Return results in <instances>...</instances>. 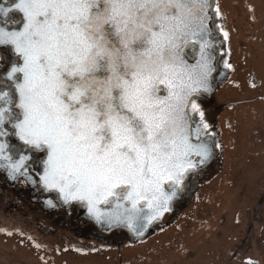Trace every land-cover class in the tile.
I'll use <instances>...</instances> for the list:
<instances>
[{
  "label": "water",
  "instance_id": "water-1",
  "mask_svg": "<svg viewBox=\"0 0 264 264\" xmlns=\"http://www.w3.org/2000/svg\"><path fill=\"white\" fill-rule=\"evenodd\" d=\"M213 3L13 2L20 23L4 36L21 55L18 128L47 144L42 181L82 201L83 215L127 229L132 243L175 209L180 171L215 156V135H205L190 103L210 99L228 76ZM118 184L128 186L124 197L102 206Z\"/></svg>",
  "mask_w": 264,
  "mask_h": 264
},
{
  "label": "rangeland",
  "instance_id": "rangeland-1",
  "mask_svg": "<svg viewBox=\"0 0 264 264\" xmlns=\"http://www.w3.org/2000/svg\"><path fill=\"white\" fill-rule=\"evenodd\" d=\"M212 6L228 76L195 108L213 126L215 156L179 210L118 247L120 264H264V0ZM20 223L0 211V264H117L114 244L51 249Z\"/></svg>",
  "mask_w": 264,
  "mask_h": 264
},
{
  "label": "flooded vegetation",
  "instance_id": "flooded-vegetation-1",
  "mask_svg": "<svg viewBox=\"0 0 264 264\" xmlns=\"http://www.w3.org/2000/svg\"><path fill=\"white\" fill-rule=\"evenodd\" d=\"M13 2L0 0V211L14 218L16 225L21 222L27 229L34 227L35 240L48 238L51 249L78 247L86 249V252L98 253L104 250V244H114L118 251V247L130 242L128 230L123 227L110 229L107 225L99 224L83 215L85 204L82 201L62 199L55 190L48 188L40 174L47 144L27 140L19 131L18 125L24 117L18 90L22 78L21 55L13 51L4 36L7 29L20 23L18 11L12 7ZM213 73H216L215 70ZM200 99L195 97L190 102L198 119L195 105ZM203 125L205 135L213 134L212 125ZM189 134L190 138L196 140L191 123ZM205 167L197 169L187 165L180 171L177 188L182 196L175 200V209L163 213L162 218L179 210L184 197L193 194L195 182ZM174 183L173 179H168L164 187L171 188ZM127 187L125 184L116 185L117 194L107 195L101 200V205L108 206L114 199H122Z\"/></svg>",
  "mask_w": 264,
  "mask_h": 264
},
{
  "label": "trees",
  "instance_id": "trees-1",
  "mask_svg": "<svg viewBox=\"0 0 264 264\" xmlns=\"http://www.w3.org/2000/svg\"><path fill=\"white\" fill-rule=\"evenodd\" d=\"M116 253H118L119 251H115ZM98 253H101V252H98ZM120 258H121V254L120 252L118 253V258L115 259V262H117V264H120L119 261H120Z\"/></svg>",
  "mask_w": 264,
  "mask_h": 264
}]
</instances>
